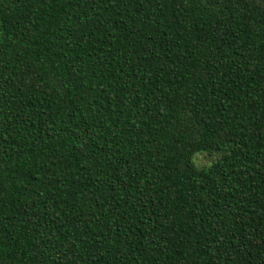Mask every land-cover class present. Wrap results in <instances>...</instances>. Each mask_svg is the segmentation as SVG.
Returning <instances> with one entry per match:
<instances>
[{
	"label": "trees",
	"instance_id": "1",
	"mask_svg": "<svg viewBox=\"0 0 264 264\" xmlns=\"http://www.w3.org/2000/svg\"><path fill=\"white\" fill-rule=\"evenodd\" d=\"M0 264H264V0H0Z\"/></svg>",
	"mask_w": 264,
	"mask_h": 264
},
{
	"label": "rangeland",
	"instance_id": "2",
	"mask_svg": "<svg viewBox=\"0 0 264 264\" xmlns=\"http://www.w3.org/2000/svg\"><path fill=\"white\" fill-rule=\"evenodd\" d=\"M200 155V154H199ZM198 154L196 155V157H195V162H196V164H198V165H204V164H209L210 163V160H209V158L208 157H206V156H203V155H200L199 156ZM197 157H198V159H197ZM217 158H212L211 159V163L213 162V161H215Z\"/></svg>",
	"mask_w": 264,
	"mask_h": 264
}]
</instances>
